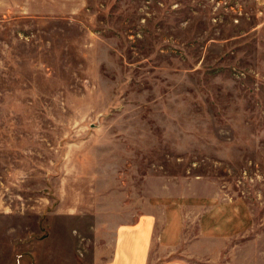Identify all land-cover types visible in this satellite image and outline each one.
<instances>
[{"label": "rangeland", "instance_id": "rangeland-1", "mask_svg": "<svg viewBox=\"0 0 264 264\" xmlns=\"http://www.w3.org/2000/svg\"><path fill=\"white\" fill-rule=\"evenodd\" d=\"M168 200L264 264V7L0 0V264H103Z\"/></svg>", "mask_w": 264, "mask_h": 264}, {"label": "crops", "instance_id": "crops-1", "mask_svg": "<svg viewBox=\"0 0 264 264\" xmlns=\"http://www.w3.org/2000/svg\"><path fill=\"white\" fill-rule=\"evenodd\" d=\"M257 2L264 7V0ZM167 202L163 213L160 210L155 213L153 209V213L138 216L131 223L118 224L110 258L103 264H240L236 262L235 251L239 250L236 245L231 247L233 260L226 253L223 255L222 246L217 248L216 258L210 253V246L218 239L229 241L234 234L224 236L219 226L218 231L210 229L211 216L184 215V210H180L183 205L172 200ZM195 223L201 226L197 234L193 232ZM222 243L226 248V243ZM197 249L204 251L199 253Z\"/></svg>", "mask_w": 264, "mask_h": 264}]
</instances>
